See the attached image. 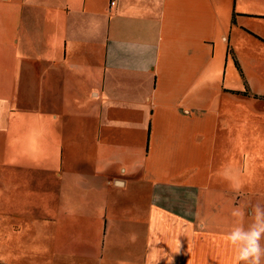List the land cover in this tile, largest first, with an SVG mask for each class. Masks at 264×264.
<instances>
[{"label": "crops", "instance_id": "crops-1", "mask_svg": "<svg viewBox=\"0 0 264 264\" xmlns=\"http://www.w3.org/2000/svg\"><path fill=\"white\" fill-rule=\"evenodd\" d=\"M261 16L264 0H0V197L35 249L0 264H234L232 210L264 200L239 160L264 126L238 120L264 112L238 93Z\"/></svg>", "mask_w": 264, "mask_h": 264}, {"label": "rangeland", "instance_id": "rangeland-1", "mask_svg": "<svg viewBox=\"0 0 264 264\" xmlns=\"http://www.w3.org/2000/svg\"><path fill=\"white\" fill-rule=\"evenodd\" d=\"M250 25L252 30L255 32H262L264 34V16L257 17V18H251ZM257 59L252 60V58H248V60L243 59V61H247V64L253 63V67L250 69V72H253L254 75L256 73H260V76L258 79H255V83L253 85H250L249 83L245 85L244 90L248 89L249 93H262L264 94V50L263 53L256 54ZM260 57V59H258ZM263 64V65H262ZM248 71V67H247ZM260 80V81H259ZM255 109L258 108L264 110V100L262 102L257 103L255 106ZM243 107L239 105V109H242ZM239 124H246L248 128L250 127H257V126H264V112H254L249 113L246 112L244 115L239 114ZM251 133V131H249ZM256 134L253 132V142L256 141H263L264 138H256ZM261 136H264V133H261ZM246 135L244 132L239 133V141H245ZM256 164L253 165L252 171H264V167L262 166V159L264 158V146L263 147H257L251 150L250 153H246V149L239 148V160H247L248 162H253ZM245 169H243L242 165H239V172H244ZM250 172V171H249ZM4 196L0 197V258L7 257L8 254L12 253H21V254H28L31 255L33 252H35L34 245L31 243H26L28 238L24 234L23 230L18 231L16 233L12 228L9 230L8 224H11L12 222L18 221V217L16 215L10 216L7 215V209L5 208L4 204ZM23 198L22 194L17 195L16 199L19 202L20 199ZM48 208V206H47ZM47 214H50V211H47ZM30 235H32L31 232H28ZM45 240L44 242H46ZM25 247H28V249H25ZM21 259V257H19ZM31 260V259H29ZM21 261L24 262V260L21 259Z\"/></svg>", "mask_w": 264, "mask_h": 264}, {"label": "clouds", "instance_id": "clouds-1", "mask_svg": "<svg viewBox=\"0 0 264 264\" xmlns=\"http://www.w3.org/2000/svg\"><path fill=\"white\" fill-rule=\"evenodd\" d=\"M233 227L224 239L234 253V264H264V200L251 205L246 213L241 208L232 210Z\"/></svg>", "mask_w": 264, "mask_h": 264}, {"label": "trees", "instance_id": "trees-1", "mask_svg": "<svg viewBox=\"0 0 264 264\" xmlns=\"http://www.w3.org/2000/svg\"><path fill=\"white\" fill-rule=\"evenodd\" d=\"M246 84H248V83H246ZM246 84H245V85H246ZM238 93H239V94H248V95L250 94V93L248 92V89H245L244 91H239ZM254 96H256V95H254Z\"/></svg>", "mask_w": 264, "mask_h": 264}, {"label": "built area", "instance_id": "built-area-1", "mask_svg": "<svg viewBox=\"0 0 264 264\" xmlns=\"http://www.w3.org/2000/svg\"><path fill=\"white\" fill-rule=\"evenodd\" d=\"M116 3V0H111V4L114 5Z\"/></svg>", "mask_w": 264, "mask_h": 264}]
</instances>
